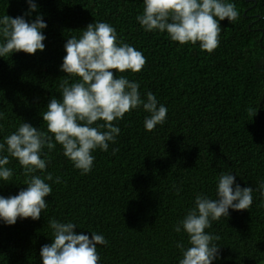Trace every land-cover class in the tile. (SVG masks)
Here are the masks:
<instances>
[{
    "label": "trees",
    "instance_id": "trees-1",
    "mask_svg": "<svg viewBox=\"0 0 264 264\" xmlns=\"http://www.w3.org/2000/svg\"><path fill=\"white\" fill-rule=\"evenodd\" d=\"M233 2L239 16L221 21L219 45L209 53L199 42L181 45L166 33L145 32L135 19L143 0H37L48 25L46 48L0 58V112L5 114L0 140L22 119L47 131L40 113L59 96L61 81L69 79L59 68L64 44L95 21L110 23L118 39L143 52L140 72L117 75L138 81L142 97L151 91L168 113L166 123L150 132L142 109L114 122L121 129L117 143L108 152L93 153L87 175L57 144L48 153V171L62 182L52 184L39 220L0 224V264H41V246L51 243L50 219L72 220L79 227L75 231L89 237L103 234L108 244L97 247L100 264H178L176 243L187 245L188 238L173 225L197 193L214 198L220 172L234 173L242 187L251 186L254 202L249 210L230 209L228 218L207 230L221 237V259L214 264H264V196L256 191L264 179V0ZM26 10L25 0H0V16L14 18ZM112 148L119 151L112 154ZM8 167L15 183L0 185L4 196L26 187L19 163L10 159Z\"/></svg>",
    "mask_w": 264,
    "mask_h": 264
},
{
    "label": "clouds",
    "instance_id": "clouds-1",
    "mask_svg": "<svg viewBox=\"0 0 264 264\" xmlns=\"http://www.w3.org/2000/svg\"><path fill=\"white\" fill-rule=\"evenodd\" d=\"M27 10L21 15L0 16V58L23 52L35 55L46 48L48 25L39 13L37 0H25ZM33 13H37L32 18ZM239 16L233 0H143V10L135 19L145 32L166 33L181 45L199 42L209 53L219 45L221 21H235ZM65 55L59 66L69 79L59 85V96H52L47 110L40 115L47 131L22 119V123L0 140V183H15V159L23 168L26 187L16 195H0V224L13 226L19 220H39L48 207L46 197L52 194V184L61 183L59 176L48 171L49 152L59 144L63 155L81 175L89 174L96 159V150L108 152L121 133L118 122L126 113L142 109L146 113L143 125L153 131L166 123L168 108L148 91L143 97L140 83L127 75L140 72L146 64L143 52L118 39L110 23L95 21L79 36L72 35L64 44ZM115 70V72L113 71ZM71 80V83H70ZM251 111V109H250ZM257 113V112H256ZM255 113V115H256ZM254 115V116H255ZM5 114L0 112V120ZM47 148L48 152H45ZM119 151L112 148V154ZM231 172H220L216 178L214 198L207 193L195 195L193 206L173 225L176 233L187 235V245L177 242L181 258L178 264H214L221 259V237L208 229L214 221L230 216L233 211L249 210L254 202L251 186L242 187ZM51 182V183H49ZM175 187L179 194L181 189ZM264 196V179L256 189ZM51 243L40 249L41 264H100L98 245L106 246L103 234L77 232L72 220L47 221Z\"/></svg>",
    "mask_w": 264,
    "mask_h": 264
}]
</instances>
